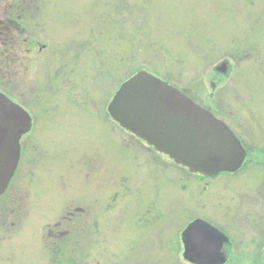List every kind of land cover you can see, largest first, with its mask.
<instances>
[{"label":"rangeland","instance_id":"rangeland-1","mask_svg":"<svg viewBox=\"0 0 264 264\" xmlns=\"http://www.w3.org/2000/svg\"><path fill=\"white\" fill-rule=\"evenodd\" d=\"M0 45V91L33 121L0 264H193L197 219L233 242L226 264H264V0H0ZM139 70L227 123L243 167L202 178L114 121Z\"/></svg>","mask_w":264,"mask_h":264},{"label":"water","instance_id":"water-1","mask_svg":"<svg viewBox=\"0 0 264 264\" xmlns=\"http://www.w3.org/2000/svg\"><path fill=\"white\" fill-rule=\"evenodd\" d=\"M227 63L217 69L226 72ZM120 125L172 157L193 173L236 172L246 149L224 121L184 92L140 70L125 80L108 106ZM32 128L30 113L0 91V196L19 166L23 135ZM228 237L197 219L184 231V257L194 264H224Z\"/></svg>","mask_w":264,"mask_h":264},{"label":"flooded vegetation","instance_id":"flooded-vegetation-1","mask_svg":"<svg viewBox=\"0 0 264 264\" xmlns=\"http://www.w3.org/2000/svg\"><path fill=\"white\" fill-rule=\"evenodd\" d=\"M14 24H18V22H14ZM8 30V29H7ZM8 34L5 32V34H3V36L2 37H4L5 39H3L2 37H1V39H2V42H1V45H2V47H5L4 48V51H3V53L2 54H5V52L6 51H8V47H6V46H8V44H9V38H8V36H7ZM0 45V46H1ZM7 60H8V58H7ZM243 167V166H242ZM237 171H239V170H237ZM236 171V172H237ZM235 172V173H236ZM227 173H231V172H227ZM200 177H202V178H206L207 176H202V175H200ZM209 178V177H208ZM230 240V239H229ZM233 249V242L230 240L228 243H225L224 244V246H223V248H222V251H224L226 254H228L229 253V251H231Z\"/></svg>","mask_w":264,"mask_h":264}]
</instances>
